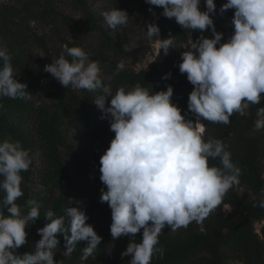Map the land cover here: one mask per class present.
I'll return each mask as SVG.
<instances>
[{
    "label": "clouds",
    "instance_id": "1",
    "mask_svg": "<svg viewBox=\"0 0 264 264\" xmlns=\"http://www.w3.org/2000/svg\"><path fill=\"white\" fill-rule=\"evenodd\" d=\"M145 2L162 8L161 15L185 31L204 33L210 29L214 37L201 35L182 45L179 71L194 86L185 114L173 103L171 85L166 91L155 92L151 85L137 83L113 92L102 78L99 62L91 60L81 47L64 44L59 58L44 68L63 87L96 94L93 103L115 133L100 158V180L107 189H101L100 202L111 209L113 239L131 236L132 242L122 253L131 257L129 264H152L154 256L163 258L159 237L166 226L171 232L186 229L193 222L202 223L221 206H232L225 198L240 185L242 170L222 139L205 137L206 126L201 121L229 126L230 117L246 116L250 106L264 100V0H227L219 8L220 15L235 10L231 20L234 32L226 43L214 23L215 0H206V11L200 10L201 0ZM149 11L156 16L151 7ZM102 15L113 31L127 26L130 19L126 10L118 8ZM146 36L164 56L176 48L171 34L161 39L156 23L147 25ZM0 62V99L30 96L27 84L16 79L12 56L4 46H0ZM125 67L119 62L113 76ZM170 77L168 73L163 79ZM5 110L0 102V112ZM189 114L195 120L187 119ZM256 117L253 130L259 132L264 130V106L258 107ZM214 160H219V166L210 164ZM32 163L30 152L19 141H0V264H57L54 257L61 235L64 257H71L80 242H87L80 256L84 264L94 256L102 237L87 223L89 217L79 202L67 207L64 215L46 211L45 226L37 229L41 239L34 253L18 254L17 250L28 244L26 229L41 216V204L36 200L17 203L24 195L22 173ZM256 206L264 208V192ZM141 230L142 240L136 242Z\"/></svg>",
    "mask_w": 264,
    "mask_h": 264
},
{
    "label": "trees",
    "instance_id": "2",
    "mask_svg": "<svg viewBox=\"0 0 264 264\" xmlns=\"http://www.w3.org/2000/svg\"><path fill=\"white\" fill-rule=\"evenodd\" d=\"M53 0H23L20 7L7 6L0 0V24L12 29L16 21L28 23L38 18L47 11L48 4ZM93 0H71L73 7L81 10L87 17L94 18L90 10ZM140 10L145 17L152 18L161 30V39L171 37L176 39V48L171 49L167 56L160 50L158 58L148 70L138 73L123 70L119 75L113 76L117 63L103 55L95 56L93 61L105 65L110 77L106 84H110L113 92L119 87H132L139 83L152 91H166L171 85L174 89L173 103L183 111H188V98L194 86L187 80L186 74H181L178 65L182 63V45L188 39L195 41L201 35L214 38L211 30L204 33L200 31H185L174 20H169L161 15L162 8L151 6L140 0ZM227 0H215L218 8ZM152 8L153 12L149 11ZM201 11L206 8L200 5ZM156 17H159L156 19ZM217 32L224 34L223 23L216 13L213 16ZM109 45L113 46L106 38ZM225 43V37L222 40ZM74 47V44H68ZM12 55L13 52L9 51ZM19 58V56H18ZM52 62L47 60L37 66L28 63H19L12 57V64L17 75L16 79L27 84L26 91L39 90L51 85L50 103L43 107H35L27 97L24 99L2 98L5 111L0 112V141H19L24 149L31 153L34 150L36 137L28 129L30 123L36 124V136L44 147L46 168L41 175V184L45 188V195H24L17 201L24 205L26 201L34 199L41 204V216L35 224L26 229L29 233L28 244L17 250L18 254L35 251V244L41 239L37 229L45 226L44 213L53 211L57 216L64 215L67 207L77 206L81 203L89 217L87 223L102 237L93 257H89L84 264H121L115 263L113 254L115 249L123 253L132 242L131 236H122L113 239L110 226L112 212L107 203H101V189L106 186L100 180V158L110 146L115 133L110 130V123L101 119L103 111L95 105V95L87 90L76 92L63 87L59 81L46 73L44 68ZM2 66V62H0ZM171 73V77H163ZM151 85V86H150ZM187 119L195 120L189 114ZM256 111L250 115L230 117L231 124L225 126L219 123H210L202 120L206 126L205 137L212 136L222 139L232 154L234 163L242 170L240 185L227 194L225 202L233 208L241 209V221L235 223L232 217L227 216L223 206L218 208L202 223H191L186 229L181 228L171 232L170 227H165L159 237L160 245L164 247V256H154L152 264H227L230 260L240 261L243 264H264V208L256 206L264 192V130L254 131ZM71 133L77 136L83 148L77 149L68 144ZM210 164L219 166V160L210 161ZM29 172H23V179H27ZM247 191L244 195L240 188ZM2 195V194H0ZM73 200L72 204L68 201ZM263 223V224H262ZM262 224L260 234L256 225ZM61 243L59 249L64 251L65 241L63 236H58ZM142 240V230L136 234L135 241ZM87 242H80L71 257H54L57 264H81L82 248ZM159 246V245H158ZM131 257H125L124 264H129Z\"/></svg>",
    "mask_w": 264,
    "mask_h": 264
},
{
    "label": "rangeland",
    "instance_id": "3",
    "mask_svg": "<svg viewBox=\"0 0 264 264\" xmlns=\"http://www.w3.org/2000/svg\"><path fill=\"white\" fill-rule=\"evenodd\" d=\"M3 2L7 6L20 7L23 0H3ZM201 3L206 8V0H201ZM140 4V0H93L90 2V10L94 18H90L81 10L73 7L71 0H53L48 4L44 14L28 23L16 21L11 30L0 24V46L6 47L8 52H13L11 56L16 57L19 63H28L34 66L47 60L54 62L63 51L64 44H74V47H81L85 50L91 60L97 55L100 57L103 55L117 64L123 61L126 65L125 69L130 72L138 73L148 70L158 58L160 49L147 39L146 27L149 23L154 22L152 18L145 17L141 13ZM115 8L126 10L130 19L127 26L113 31L107 28L102 13ZM234 11V9L227 10L223 15H220L218 8L217 13L223 23L225 43L234 32L231 25ZM106 38L113 46L107 43ZM99 65L102 78L108 82L110 77L105 65L101 62ZM70 88L76 92L81 91L73 89L71 86ZM52 91L51 85L36 91L29 90L30 96L27 98L33 102L35 107H43L50 103ZM261 106H264V100L261 105L250 106L248 115L257 111ZM28 129L32 131L36 140L31 153L33 163L28 170L30 174L27 179H23L22 191L44 196L45 188L41 184V175L46 168L44 147L40 138L35 134L36 124L30 123ZM68 144L77 149L83 148L74 133H71ZM240 193L244 195L247 191L241 187ZM224 211L227 216L233 218L235 223L241 221V209L229 207L224 208ZM262 224L256 225L259 234ZM114 251V262L124 264L125 257L122 256L120 249L116 248ZM57 253L59 256H63L62 250L59 249ZM227 264L243 263L230 260Z\"/></svg>",
    "mask_w": 264,
    "mask_h": 264
}]
</instances>
